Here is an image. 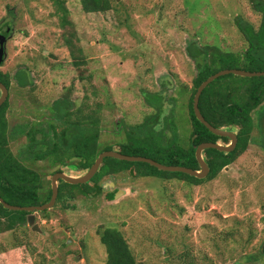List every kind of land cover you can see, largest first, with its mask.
<instances>
[{
  "label": "rangeland",
  "instance_id": "rangeland-1",
  "mask_svg": "<svg viewBox=\"0 0 264 264\" xmlns=\"http://www.w3.org/2000/svg\"><path fill=\"white\" fill-rule=\"evenodd\" d=\"M111 2L108 11L85 12L81 0H65L72 25L63 28L53 0H0V26L4 19L13 20L14 29L0 69L12 74L7 118L10 130L17 134L10 143L17 155L27 142V136L18 133L21 126L61 128L62 119L52 108L65 96L72 101L74 119L80 115L79 107L82 114L100 116V148L120 151V144L131 135L145 134L140 129L158 111L147 98L157 102L151 94L162 91L164 111L157 124L150 122L158 126L151 129L160 130L167 115L186 144L192 130L189 100L197 74L195 61L186 52L188 40L238 52L246 41L235 25L236 16H244L256 27L260 23L251 0ZM65 29L76 33L74 40L83 50L85 63L80 66L65 43ZM20 68L30 70L31 86L23 88L15 82L13 76ZM263 109L264 102L252 113L254 141L215 179L191 184L179 178L139 175L133 168L107 178L98 196H86L76 188L70 198L67 187L66 196L53 208L35 213L41 231L27 222L0 233V264H104L107 253L98 233L101 226L120 229L139 264H264L260 253ZM152 140L143 138L146 148L149 145L144 150L147 157L154 156ZM219 143L227 145L223 140ZM26 164L41 173L46 187L59 168L72 176L87 171L76 164L51 165L48 159H27ZM110 181L116 183L112 190L124 191L113 200L105 186Z\"/></svg>",
  "mask_w": 264,
  "mask_h": 264
},
{
  "label": "trees",
  "instance_id": "trees-1",
  "mask_svg": "<svg viewBox=\"0 0 264 264\" xmlns=\"http://www.w3.org/2000/svg\"><path fill=\"white\" fill-rule=\"evenodd\" d=\"M53 2L57 5L56 12L61 26L63 28L71 26L70 11L65 0H53ZM81 3L85 12H105L112 8L111 0H81ZM251 3L254 12L260 16V23L256 27L252 21L244 16H236L235 25L246 41V46L241 51L224 50L215 44L201 45L196 40H188L186 44V52L195 61L197 69L193 82V93L189 100L192 130L188 141L185 142L186 144L181 141L177 129L172 127L167 115H165L163 127L160 125V130L153 132L151 128L158 126L154 125V127L150 122L155 121L154 124L159 122L162 111H164V100H162L164 96L159 92H151V95L155 94L157 96L158 101L152 102L148 98L147 100L150 106L157 108V114L150 116L143 124L140 130L142 133L144 131L145 134L131 135L132 138L126 143L120 144L119 147L122 153L146 156L144 150L149 145L146 148L143 138L149 139L152 137L154 139L152 141L156 143L154 147H156L155 149L153 147L154 156H150L151 158L164 164L183 165L199 170L200 165L196 157V147L199 144L219 142V140L229 144L230 138L214 134L197 118L193 101L199 85L220 70L241 68L249 71H264V0H251ZM10 23L13 26V20ZM75 35L74 31L65 29V43L74 58H78L75 65L80 66L85 63V58L82 55V48L74 40ZM22 69L27 72L24 71V73ZM20 71H22L21 74ZM13 78L23 88L33 84L28 68H20ZM228 79L236 81L230 83ZM0 81L8 87L9 91L12 89L11 73L0 69ZM227 83L230 84L227 85ZM9 98L10 95L0 106V195L8 203L20 206L40 205L48 202L51 198V181H49V187H46L41 173L28 166L26 164L27 159L33 161L48 159L51 165L76 164L75 166L80 170H87L103 150H112L111 146L100 148V116L96 117L92 113L82 114V109L79 107L76 112L80 115H77L74 119L71 111L72 101L65 96L62 100H57L52 108L53 114L62 119L63 125L61 128L57 129L54 124H49L47 128L33 127L31 129H28L27 126H21L18 133L25 134L27 142L24 149L17 155L10 146L11 140L17 134L9 128L7 118ZM263 102L264 76L243 77L230 73L218 77L203 90L199 107L206 120L218 128L237 129L238 135L237 145L231 152H224L215 148H207L203 151L210 167V172L205 178H197L183 172L159 170L147 162H131L106 157L91 181L83 184H71L60 180L58 183V199L62 200L66 194L73 198V189L76 188H79L81 193L86 196L91 194L98 196L104 191L103 182L107 178L127 170L132 172L133 168L139 175L158 176L162 179L179 178L191 184H199L205 180L215 179L226 166L230 165L240 153L246 150L250 141H254L251 135L255 126L252 113L254 110L260 109ZM260 116L264 117V109ZM170 130L171 133H174V136L173 133L172 136H169L168 132ZM262 144L264 146V142ZM156 157H160L161 160ZM75 159L76 162H74ZM57 171L62 170L59 168L55 172ZM67 187L69 189L65 194L64 189H67ZM107 197L112 200L113 193L107 194ZM47 211L49 209L39 212L45 213ZM30 213L26 210L7 209L0 202V233L14 229L18 225L26 224ZM98 233L106 247L107 258L104 264H139L133 249L120 229L101 226ZM260 253H264V241ZM37 264L54 263L41 261Z\"/></svg>",
  "mask_w": 264,
  "mask_h": 264
},
{
  "label": "water",
  "instance_id": "water-1",
  "mask_svg": "<svg viewBox=\"0 0 264 264\" xmlns=\"http://www.w3.org/2000/svg\"><path fill=\"white\" fill-rule=\"evenodd\" d=\"M7 56L6 49H5V39L0 41V64H2ZM235 74L243 77H254V76H264V71H249L241 68H228V69H223L215 74L209 76L206 80H204L199 87L197 88V91L194 95V101H193V106H194V111L195 115L197 118L209 128L211 132L214 134L220 135V136H226L231 139V143L224 145L219 142H203L199 144L196 147V157L200 165V169H194L188 166H183V165H168L161 163L151 157L147 156H142V155H129V154H124L120 151L117 150H104L99 154L95 162L92 164V166L81 176H72L68 175L67 173L63 171H57L52 175L51 178V185H52V195L51 198L48 202L40 205H31V206H20V205H14L8 203L1 195H0V202L4 205L5 208L10 209V210H26L31 212L27 219H28V224L32 226L33 230H38L41 231V228L39 224L36 222V212L38 211H43L46 209H51L54 207L56 204L58 194H59V181L64 180L65 182L71 183V184H83L89 182L95 174L98 172L100 169V166L102 165L104 159L106 157H114L117 159L121 160H127L131 162H147L155 167H157L159 170H164V171H170V172H183L187 173L189 175L195 176L197 178H205L208 176L210 172V167L204 157L203 151L206 150L207 148H215L220 151L224 152H231L234 150V148L237 145L238 142V135L237 133L231 129H226V128H218L212 125L204 115L202 114L200 107H199V101L201 94L203 90L215 79H217L220 76L227 75V74ZM0 90H1V95H0V106L6 101L9 95V89L8 87L0 81ZM227 168V167H226ZM114 182L110 181L109 183H106L105 186L109 187L113 185ZM120 193H124L123 190H120L118 193L115 194L116 199ZM72 204L75 201H71Z\"/></svg>",
  "mask_w": 264,
  "mask_h": 264
},
{
  "label": "flooded vegetation",
  "instance_id": "flooded-vegetation-1",
  "mask_svg": "<svg viewBox=\"0 0 264 264\" xmlns=\"http://www.w3.org/2000/svg\"><path fill=\"white\" fill-rule=\"evenodd\" d=\"M3 22H4V24L2 25V26H0V41H2L3 39H5V49H6V43H7V40H8V37H10V36H12V33H13V26H12V24L10 23V20L8 21V20H3ZM6 52H7V50H6ZM155 93V92H154ZM159 93H161L162 95H163V92L162 91H159ZM162 100H164V97H163V99ZM237 133V132H236ZM231 143V139H230V142H229V144ZM264 147V146H263ZM235 149V148H234ZM69 162V161H68ZM234 162V161H233ZM227 167V166H226ZM225 167V168H226ZM88 170V169H87ZM55 173V172H54ZM91 181V180H90ZM115 183V182H114ZM114 183H113V185H114ZM116 184V183H115ZM110 186L108 187V188H110L109 189V192H108V194L109 193H113V198H112V200L115 198V194L116 193H118L119 191H120V188L119 189H115V190H112V188H111V184H109ZM112 185V186H113ZM59 195V194H58ZM57 201H58V198H57ZM56 201V202H57ZM67 201H71V199H67ZM262 255H264V253H261Z\"/></svg>",
  "mask_w": 264,
  "mask_h": 264
}]
</instances>
